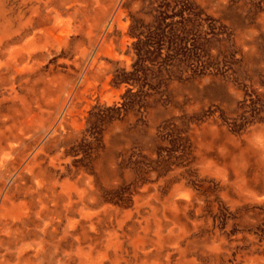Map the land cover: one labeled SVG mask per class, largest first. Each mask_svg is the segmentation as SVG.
I'll use <instances>...</instances> for the list:
<instances>
[{
	"label": "rangeland",
	"instance_id": "374dc122",
	"mask_svg": "<svg viewBox=\"0 0 264 264\" xmlns=\"http://www.w3.org/2000/svg\"><path fill=\"white\" fill-rule=\"evenodd\" d=\"M0 1L12 28L39 0ZM76 5L68 39L39 43L44 81L0 110V135L29 154L51 145L43 134L61 131L52 122L70 96L68 140L40 149L58 180L83 170L94 196L147 225L149 238L161 220L162 264H264V0ZM29 200L15 194L9 216L32 213ZM125 242L122 255L140 263Z\"/></svg>",
	"mask_w": 264,
	"mask_h": 264
},
{
	"label": "bare ground",
	"instance_id": "6f19581e",
	"mask_svg": "<svg viewBox=\"0 0 264 264\" xmlns=\"http://www.w3.org/2000/svg\"><path fill=\"white\" fill-rule=\"evenodd\" d=\"M53 1L39 0L24 26L11 28L8 22L0 20L1 111L10 110L5 104L10 103L14 109L15 102L26 101L38 82L44 81L39 43L61 45L76 29L71 17L79 13L78 0L70 5H66V0L57 4ZM0 18H3L1 1ZM51 84L44 85V89ZM69 97L60 100L58 115L52 122V129L60 124L61 131H50L54 138H50V132H44L42 140L48 137L51 145L40 149H58L68 140L62 121L71 112ZM7 139L0 135V192H4L0 218L12 216V219L10 222L0 219V264H134L135 260L122 255L127 251L125 241L132 243L135 259L143 257L135 264H162L161 246L156 247L161 220L155 219L156 239L149 238L147 225L137 226L136 221L131 224L130 213H114L94 196L92 178L83 170L74 181H60L54 176V168L43 166L40 142L29 154L9 146ZM58 168L65 173L66 167ZM21 193L30 198L27 209L33 212L18 211L9 216L6 204ZM165 201L166 205L176 207L173 197Z\"/></svg>",
	"mask_w": 264,
	"mask_h": 264
}]
</instances>
